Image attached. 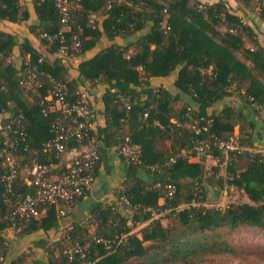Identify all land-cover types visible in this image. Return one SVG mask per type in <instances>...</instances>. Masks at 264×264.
<instances>
[{
    "label": "trees",
    "instance_id": "16d2710c",
    "mask_svg": "<svg viewBox=\"0 0 264 264\" xmlns=\"http://www.w3.org/2000/svg\"><path fill=\"white\" fill-rule=\"evenodd\" d=\"M245 4L257 5V0H245ZM32 6L36 17L30 21V32L52 56H43L30 39L0 29V175L6 171L2 163L8 153L18 163L14 196L32 190L27 171L34 162L50 165L52 173L60 175L65 172V154L79 149L75 139L62 154L43 149L45 141L54 136V124L62 121L61 114L45 100L54 82L67 87L68 101H76L82 92L89 96V87L98 83L107 85L102 94L105 123L95 125V112L89 135L95 137L99 151L122 143L125 137L140 147V162H129L131 180L126 179L117 192L132 213L131 223L114 205L96 206L89 217L94 233L79 223L72 224L45 248L49 264H128L142 258L149 264H156L157 259L218 264L197 254L231 251L226 234L241 225L264 229L263 155L229 154L225 175L217 176L216 184L233 185L247 200L219 208L205 203L204 183L213 182L204 177L203 165L181 154L203 138H228L234 128L242 143L257 145L251 113L261 119L264 128V44L255 26L221 0L212 4L197 0H69L67 43L76 35L80 45L58 56L59 40L42 37L60 26L54 0H32ZM257 6L264 22V5ZM28 18L21 0H0V19L17 22ZM101 37L111 43L95 49ZM75 56L81 57L77 64H73ZM30 72H35V78L27 85ZM171 76L177 93L162 84L150 85L151 79ZM227 96L234 97L233 105L208 113L209 107ZM208 120L206 132L194 131L193 126ZM5 139H16V146L6 148ZM157 139H172L173 150L157 151ZM262 140L264 145V132ZM208 156L221 157L222 152L213 148ZM98 161L91 172L93 178ZM220 163L221 159L213 170ZM167 184L173 185L171 194ZM3 188L0 182V252L4 257L8 251L5 228L14 229L17 235L47 232L61 210L65 213L87 191L67 207L45 204L36 216L12 226L5 216L14 206L3 201ZM137 222L146 223L135 231ZM225 228L227 232L222 231ZM76 240L89 242L84 258L63 253ZM22 261L21 255L9 264Z\"/></svg>",
    "mask_w": 264,
    "mask_h": 264
},
{
    "label": "built area",
    "instance_id": "2783aa9c",
    "mask_svg": "<svg viewBox=\"0 0 264 264\" xmlns=\"http://www.w3.org/2000/svg\"><path fill=\"white\" fill-rule=\"evenodd\" d=\"M257 5H264V0H257ZM54 6L59 14L60 26L56 32L43 33L42 37L47 40L58 39L57 55L65 56L69 50L79 47L80 40L76 35H73L70 44L67 43L66 33L69 31L68 23L70 19L69 0H54ZM34 78L35 72H30L25 83L27 85L32 84ZM66 93L67 87L65 85L54 82L45 96V100L50 102L52 109L61 114L62 121H57L54 124V136L46 140L43 147L45 152L62 154L67 150L68 143L72 139L78 141L79 149L65 163V172L55 175L52 173L50 165L34 162L27 171L30 177L27 183L31 185L32 190L26 192L23 196H14L13 188L18 177V163L12 155L5 153L2 164L6 167V171L0 175V182L4 187L2 192L3 201L14 206L12 211L5 216L12 223V226L18 220H28L36 216L39 209L45 204L57 203L67 207L76 197L81 196L93 181L91 172L99 158V149L97 147L98 142L94 136L89 135V130L94 127L91 118L94 117L96 110L91 105L89 96L86 93H80L76 101L66 100ZM44 113L46 112L44 111ZM209 123L210 120L205 125L193 126V129L196 133L200 130L206 132ZM16 144V139L4 140L6 148H14ZM254 146H247L246 143H242L238 132L234 131L232 135L225 139L216 136L203 138L192 148L182 151L181 154L189 159L194 156H208L211 149L216 148L222 152V156L217 157L218 160H223L224 164H222L225 165L231 160L229 154H246L250 157L255 154L264 156V145L258 146V148ZM112 147L127 162H140V147L128 137H125L122 143ZM166 187L168 193L171 194L173 185L167 184ZM124 202L128 203L125 199ZM61 214H63V210H61ZM136 225L138 226L139 223L137 222ZM95 241L106 242L101 238H96ZM88 246V241L82 243L76 240L67 244L63 249V253L69 258L76 254L84 258ZM4 259V255L0 252V264L4 262Z\"/></svg>",
    "mask_w": 264,
    "mask_h": 264
},
{
    "label": "crops",
    "instance_id": "0c3cea01",
    "mask_svg": "<svg viewBox=\"0 0 264 264\" xmlns=\"http://www.w3.org/2000/svg\"><path fill=\"white\" fill-rule=\"evenodd\" d=\"M202 4H212L219 0H197ZM225 5L231 9L234 13L239 15L245 22L255 26L254 29L257 32L259 41L264 44V22L258 17V6H247L245 0H221ZM24 3L25 8L29 12V18L21 21H9L6 19H0V29L16 34L19 39H30L34 48H36L43 56H52L47 48L41 44V42L30 32V21L35 19L36 14L32 6V0H21ZM252 4V1L249 2ZM100 29L101 23L98 24ZM149 26L146 27V29ZM122 42L121 39L117 40ZM111 41H108L105 37H101L98 41L96 48L109 45ZM129 54L132 50L129 49ZM18 55V49L13 53V56ZM90 54H87L89 56ZM240 59L243 57L237 53ZM81 59L80 56H75L72 60L73 64ZM74 73V71H73ZM174 77L170 78H158L151 79V86H158L162 84L165 88L169 89L172 93L179 92L177 88L173 87L172 81ZM89 87V86H88ZM107 85L98 83L93 87H89V97L92 100L95 110V125L102 126L105 123V117L103 115V101L102 94L105 92ZM184 95V94H183ZM235 102L233 96H227L216 105L207 109L208 113L218 112L225 106L233 105ZM251 117L256 123V133H254V143L257 146H262V135L264 132L261 119L251 113ZM237 131V128H235ZM234 130V131H235ZM172 139H157L154 142V147L160 152H170L173 150ZM75 155V152H68L64 156L65 163ZM211 156L200 157L194 156L189 161L200 162L202 165L208 161ZM206 160V161H205ZM132 176L129 173V162L121 158L113 147H104L99 151V161L95 176L90 187L86 193L75 202L67 207L65 213L61 214L53 228L49 231H34L25 235L15 234V230L12 228H5L3 236L5 244L8 247L4 262L2 264H9L13 259L22 255V264H49L47 260L46 247L49 244L56 242L63 232L70 228L72 224L79 223L88 228L91 234L94 233V227L89 223V217L91 210L96 206H108L114 205L118 211H120L131 223V211L121 202L117 196V192L120 190L122 184L126 179L131 180ZM161 202V200H159ZM141 224V223H139ZM134 229V228H133Z\"/></svg>",
    "mask_w": 264,
    "mask_h": 264
},
{
    "label": "rangeland",
    "instance_id": "374dc122",
    "mask_svg": "<svg viewBox=\"0 0 264 264\" xmlns=\"http://www.w3.org/2000/svg\"><path fill=\"white\" fill-rule=\"evenodd\" d=\"M254 147L258 148L257 145H255ZM217 160V157L215 158L211 156L203 165L204 177L209 179L211 178V182H213L212 184L204 183V191L207 197L205 203L208 206L223 208L230 203L246 201L247 199L244 193L233 185L225 184V187H219V185L216 184L217 176L225 175L223 160H221L220 166H218V170H213V168L217 164ZM243 166L244 163L241 162L240 167ZM159 215L157 214L155 216ZM162 222L164 225L167 224L166 219H164ZM145 223L146 222H141V224H139L138 226L135 225L134 230H138V228ZM227 230L228 228L222 229V231L224 232H227ZM226 239L232 246L231 251H208L199 253L197 254V256H200L204 260L218 264H264V229L241 225L233 230H230L229 233L226 234ZM128 264H149V260L143 258L133 259ZM156 264L180 263L157 259Z\"/></svg>",
    "mask_w": 264,
    "mask_h": 264
}]
</instances>
